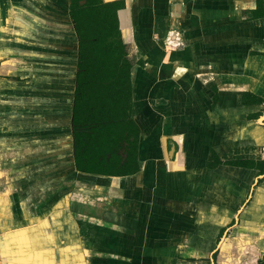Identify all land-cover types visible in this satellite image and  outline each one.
I'll return each mask as SVG.
<instances>
[{
	"label": "crops",
	"instance_id": "obj_1",
	"mask_svg": "<svg viewBox=\"0 0 264 264\" xmlns=\"http://www.w3.org/2000/svg\"><path fill=\"white\" fill-rule=\"evenodd\" d=\"M114 1L126 176L76 166L71 0H0V264H264V0Z\"/></svg>",
	"mask_w": 264,
	"mask_h": 264
},
{
	"label": "trees",
	"instance_id": "obj_2",
	"mask_svg": "<svg viewBox=\"0 0 264 264\" xmlns=\"http://www.w3.org/2000/svg\"><path fill=\"white\" fill-rule=\"evenodd\" d=\"M122 8L123 1L71 0L70 16L80 40L73 121L75 155L77 169L85 173L126 176L139 171V133H128L135 125L126 114L131 108L132 65L119 26L118 11ZM122 142L130 145L124 163L116 157ZM109 154L113 155L110 160Z\"/></svg>",
	"mask_w": 264,
	"mask_h": 264
}]
</instances>
